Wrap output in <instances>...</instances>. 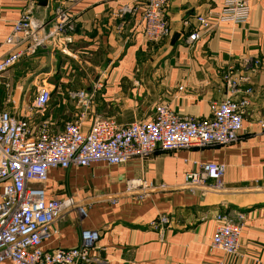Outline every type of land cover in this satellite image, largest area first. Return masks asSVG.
Returning a JSON list of instances; mask_svg holds the SVG:
<instances>
[{
  "label": "crops",
  "instance_id": "0c3cea01",
  "mask_svg": "<svg viewBox=\"0 0 264 264\" xmlns=\"http://www.w3.org/2000/svg\"><path fill=\"white\" fill-rule=\"evenodd\" d=\"M222 1L168 0L169 35L147 41L145 0H0V59L12 48L6 37L30 2L38 19L49 18L60 4L74 17L71 55L46 44L11 67L14 72L23 62L36 66L28 102L21 97L25 77L14 79L7 72L0 82V107L20 115L36 88L48 81L53 89L46 115L53 133L81 113L83 131L101 119L119 124L146 120L158 103L180 116L207 118L210 104L228 95L223 73L229 70L239 79L233 97L249 99L239 139L232 144L157 149L143 161L49 169L42 185L46 199L71 197L75 204L54 222L56 233L44 243L46 249L75 246L82 229L94 228L100 239L91 264H264V133L259 125L264 112V0H251L245 23L223 22L192 43L186 41L199 28L196 16L219 11ZM79 90L90 95L88 104L72 96ZM204 161L225 164L222 189L185 183L186 173ZM140 176L152 185L127 192V180ZM80 205L84 217L76 208ZM216 212L243 222L237 255L211 247ZM159 214L169 218L163 233L150 226Z\"/></svg>",
  "mask_w": 264,
  "mask_h": 264
},
{
  "label": "built area",
  "instance_id": "2783aa9c",
  "mask_svg": "<svg viewBox=\"0 0 264 264\" xmlns=\"http://www.w3.org/2000/svg\"><path fill=\"white\" fill-rule=\"evenodd\" d=\"M250 2L223 0L219 11L197 15L199 28L192 31L186 41L192 43L223 22L245 23L250 14ZM167 5L168 0H145L142 17L143 36L147 41L169 35L170 24L164 15ZM32 9L33 2H30L6 37L12 48L0 59V76L46 44L54 51L71 55L68 44L73 42L76 25L67 7L56 6L47 19L34 17ZM223 78L228 95L212 102L210 116L203 119L180 116L168 105L158 103L151 118L146 120L119 124L110 118L101 119L83 131L81 113L76 120L66 121L59 132L53 133L46 115L53 89L48 81L36 88L23 114L0 107V263L8 260L11 264H91L96 261L91 251L98 246L100 232L94 228L82 229L75 246L44 247L56 233L54 222L64 209L75 204L71 197L46 199L42 185L47 180L48 170L88 166L95 161L123 164L133 158L143 161L157 149L174 152L187 147L225 146L236 142L249 99L233 97L239 81L233 78V71H225ZM72 96L83 105L90 101L85 90L74 92ZM259 125L264 133V112ZM197 166L196 170L186 173L187 185L223 188L225 164L204 161ZM151 185H147L142 176L135 177L127 180L126 191L131 193ZM76 208L81 217L86 215L83 206ZM214 219L211 247L227 255H237L243 222L232 221L224 212H216ZM168 224L165 214H159L150 222V226L161 233Z\"/></svg>",
  "mask_w": 264,
  "mask_h": 264
},
{
  "label": "rangeland",
  "instance_id": "374dc122",
  "mask_svg": "<svg viewBox=\"0 0 264 264\" xmlns=\"http://www.w3.org/2000/svg\"><path fill=\"white\" fill-rule=\"evenodd\" d=\"M20 62V61H19ZM18 62V64H20ZM15 65H17V63L15 64ZM14 67V65L12 66V68ZM31 68V69H30ZM36 68V66H33V68L32 67H28L27 65H25L24 64V62H23V64L21 65V66H18V68H17V70L16 71H14V72H12L11 71V68H9V69H7L5 72H3L2 74H1V76H0V82H1V80H6L5 78H6V76H7V72L8 73H13L15 76H17V78H14V79H18L19 77L20 78H22L23 79V77H25L24 79H23V84L25 85L24 87H23V91H22V93H21V97L22 98H26V101L28 102L29 101V99L31 98L30 96H31V94H32V92H34V89H33V85H32V80H33V78H34V76H35V74L36 73H34V69ZM10 70V71H9ZM25 72H27L28 74H30L29 76H25ZM6 73V74H5ZM10 81V80H9ZM11 92V87H10V89H8V93H10ZM28 99V100H27Z\"/></svg>",
  "mask_w": 264,
  "mask_h": 264
}]
</instances>
